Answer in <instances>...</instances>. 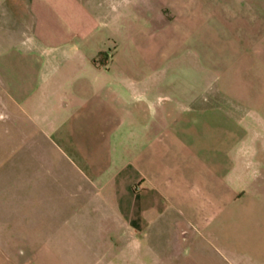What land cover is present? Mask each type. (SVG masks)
Instances as JSON below:
<instances>
[{
  "label": "crops",
  "instance_id": "0c3cea01",
  "mask_svg": "<svg viewBox=\"0 0 264 264\" xmlns=\"http://www.w3.org/2000/svg\"><path fill=\"white\" fill-rule=\"evenodd\" d=\"M0 113V264H264V0H0Z\"/></svg>",
  "mask_w": 264,
  "mask_h": 264
},
{
  "label": "rangeland",
  "instance_id": "374dc122",
  "mask_svg": "<svg viewBox=\"0 0 264 264\" xmlns=\"http://www.w3.org/2000/svg\"><path fill=\"white\" fill-rule=\"evenodd\" d=\"M110 40H111V43H109V46H110L109 48L111 50H113L111 44L112 43L113 44L114 43H119V40H118V37H116V38L111 37ZM0 125H1V115H0ZM43 150H45L46 152L49 151L48 149H43ZM27 151L29 152L30 150L27 149ZM19 157L22 158L23 161H27V162H24V163L22 162V164H19V162H18ZM27 158H29V156H28L27 152H25V149L21 150L17 146H15L14 148L13 147L5 148V147H2L0 145V173H2V172H7V173L10 172V175H13L14 173L17 174V173H19V170L24 168V166H25V170L24 171L26 173L33 171L34 168H35L33 160L30 159V158L28 160H26ZM40 166L42 167L43 170L48 168V165H46V164H43V165H40ZM59 171H65V167L63 165H59ZM10 181H11L10 183L12 185H13V183L17 182L16 180H14V181L10 180ZM5 182H6V180H1L0 179V186H1L2 183H5ZM235 217L238 218V219H241L240 213L236 214Z\"/></svg>",
  "mask_w": 264,
  "mask_h": 264
}]
</instances>
